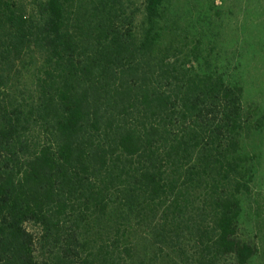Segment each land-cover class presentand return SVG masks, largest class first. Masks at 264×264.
<instances>
[{
  "label": "trees",
  "instance_id": "obj_1",
  "mask_svg": "<svg viewBox=\"0 0 264 264\" xmlns=\"http://www.w3.org/2000/svg\"><path fill=\"white\" fill-rule=\"evenodd\" d=\"M163 2L138 24L123 0H0V264H146L132 240L147 264L254 256L242 145L263 119L184 52Z\"/></svg>",
  "mask_w": 264,
  "mask_h": 264
},
{
  "label": "rangeland",
  "instance_id": "obj_2",
  "mask_svg": "<svg viewBox=\"0 0 264 264\" xmlns=\"http://www.w3.org/2000/svg\"><path fill=\"white\" fill-rule=\"evenodd\" d=\"M21 1L32 8L31 0ZM144 1L123 0L128 13L135 12L138 24ZM161 13L168 33L184 52L197 44L204 57L202 70H216L227 84L241 86L244 106L264 122V0H164ZM12 78L18 91L32 84V72L23 69L12 73ZM242 151L253 158L255 178L252 192L240 197V236L255 248L249 264H264V126L243 141ZM132 241L139 243V259L147 264L144 243Z\"/></svg>",
  "mask_w": 264,
  "mask_h": 264
}]
</instances>
